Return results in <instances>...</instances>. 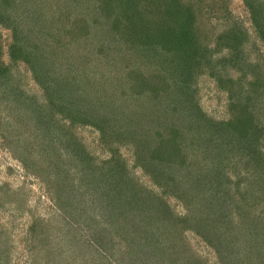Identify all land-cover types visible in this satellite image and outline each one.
Returning a JSON list of instances; mask_svg holds the SVG:
<instances>
[{
  "label": "rangeland",
  "instance_id": "obj_1",
  "mask_svg": "<svg viewBox=\"0 0 264 264\" xmlns=\"http://www.w3.org/2000/svg\"><path fill=\"white\" fill-rule=\"evenodd\" d=\"M219 1L192 2L197 14V26L209 45L213 46L214 38L224 23L234 22L232 19H235L249 34V40L243 47L247 62L257 56L258 63H264V42L251 37L256 32L243 1L224 0L223 5ZM74 12L82 15L79 16L83 21L79 27L82 25L87 28L85 31L87 37L91 36L88 40L91 44L83 43V32L75 28L78 24L71 23ZM57 17L55 15L50 21L56 20L53 21V27L49 28L48 43L38 41L35 32L30 34L28 39L32 41L29 45L38 46L35 61L33 59L30 63H26L23 58L19 61L10 58L8 51L13 40L12 29L0 25V61L8 68L5 77H10L4 80L5 83L0 88V264H142L140 260L146 259L151 264L154 262L151 257L132 260V245H141V240L137 238L140 233L137 231L132 235V208L120 204L122 202L115 197L120 195L118 185H112L109 189L110 193H114L113 198L109 196L94 201L92 196V189L101 190V186L95 187L96 181H109V168L100 167L110 165H121L124 171L134 175L137 184L156 190L145 173L140 168L133 167L135 147L132 146V133H129L131 129L127 127L132 128V123H136L137 118L132 120V92L122 90L123 85H120L122 81H132L133 73V82L139 81L136 77V73H139L140 81L144 83L148 74L143 65L134 67L133 50L122 42V32L118 31L114 37L107 38L108 24L104 21L105 17L100 14L96 17L84 15L76 8L65 12V18ZM21 18L14 20L19 26V32V29L25 28ZM95 30L100 40L94 39ZM95 45L105 47V50L97 51ZM125 51L127 55H124ZM104 52L110 55L107 56ZM221 55L231 57L227 49ZM115 56L121 58L115 59ZM34 62H37L35 67L41 68L38 72L31 66ZM65 65L66 69L60 70ZM237 67V70L232 67L224 70L226 77L236 79L235 88L237 83L242 84L240 79L247 86L249 70L243 64L245 72L241 73L242 68ZM48 70L51 83L59 77L60 80H69L68 92L82 100L70 103L72 114L83 115V111L87 110L90 123L78 120L73 124L65 118L67 109L55 101L65 97L61 92L62 86L55 90L51 87L54 84L51 85L52 90L54 89L51 94L36 78L37 74L41 72L39 75H43ZM149 79L153 80L152 77ZM193 86L195 89L190 97L196 107L195 113H198L205 129H210L211 133L209 138L196 129L186 131V142L192 148V155L203 157V161L195 165L196 170L209 161L204 153L206 150L203 151L205 142L207 144L212 138L217 143L220 141L217 135L225 136L218 125L230 116L227 109L228 92L223 89H228L230 85L217 82L216 78L206 72L196 78ZM151 93L153 94L152 91ZM32 103L37 104L35 109L30 107ZM43 107L55 117L51 121L55 124L53 132L60 133L57 131L61 125L60 128L68 132L67 136L71 140L63 154L59 152V157L55 155V151L59 150L57 134H47L43 127L35 130L32 124L33 118H41L45 113ZM33 121L35 122L34 119ZM109 133L114 134V138ZM105 135L110 137L111 142L105 139ZM73 147L77 150L81 148L82 151L79 152L76 163L81 164L83 160L78 158L83 157L91 165L99 167H86L84 171L70 158L72 165L68 163L66 157L74 158L73 155H76L71 151ZM219 150L221 156H226L222 159L223 164H219L226 168L228 176L224 177V181L228 178L235 198L240 199L242 208L239 209L249 212L251 216L254 213L262 214L263 221L264 201L258 197L260 192L257 179L243 169L245 159L233 157L224 146ZM181 183L178 185L181 186ZM260 189L264 190L262 186ZM180 190L178 188L179 192ZM255 196L257 199L252 201ZM182 201L171 197L167 199L172 210L179 216L187 215L188 218L177 226L179 232L172 229V235L180 233V238L176 241L180 247L171 257L166 252L161 253V257L165 258L163 264H170V261L171 264H221L220 255L236 259L229 264H256L259 258L254 257H261L260 264H264V241L262 240L263 244L256 240L250 241L260 236L253 238L254 230L248 228L245 220L232 223L233 230L229 233L212 238L217 241H214L218 246L217 250L193 229L194 211L185 209ZM207 210L210 212V209ZM200 226L206 230L211 229V225L205 221ZM126 228L131 231L129 234L125 233ZM156 264L162 263L160 261Z\"/></svg>",
  "mask_w": 264,
  "mask_h": 264
},
{
  "label": "trees",
  "instance_id": "obj_2",
  "mask_svg": "<svg viewBox=\"0 0 264 264\" xmlns=\"http://www.w3.org/2000/svg\"><path fill=\"white\" fill-rule=\"evenodd\" d=\"M188 1L0 0V25L12 29L13 40L8 53L14 61H19L20 58H23L26 63H30L33 59L35 61L38 46L36 44L29 45L32 41L28 39L30 34L35 32L38 41L41 40L43 44L48 43L49 28L53 27V21H56L50 22L51 19L55 15L65 18V12L76 8L84 15L89 14V16L96 17L100 14L105 17L104 21L108 24L107 38L114 37L118 31L122 32V42L133 50L134 67L140 66L139 64L144 66L143 68L148 74L144 83L140 81L139 73H136L139 81L133 82L135 77L133 73L132 81H122L120 85H123L121 86L122 90L132 92V120L134 117L137 118L136 123H132V128L127 127L131 129L129 133H132V146L135 147L133 149L135 166L133 167L140 168L156 190L146 185L137 184L134 175L124 171L121 165L120 167L111 165L100 167L102 169L109 168L107 179L109 181H96L95 187L99 185L101 190L92 189L94 201H100L109 196L113 198L114 193H110L109 189L112 185H118L120 195L115 197L122 202L120 204L132 208V235L138 231L140 235H137V238L141 240L139 247L132 245L133 261L139 260L140 257H151L154 264L160 261L163 264L165 258L161 257V253L166 252L167 256L171 257L173 252H176V249L180 247L176 242L180 238V233L172 235V229L175 228L179 232L177 226L188 216H179L172 210L173 208L167 202L170 197L178 201L183 200L182 204L185 209L194 211L195 225L193 229L217 250H219L215 243L217 241L212 238L225 235L226 232L229 233L231 229L233 230L232 223L239 220H245L248 228L254 230L253 238L260 236V238L250 239V241L256 240L261 244L264 241L262 214L254 213L251 216L249 212L240 210L242 208L240 199L235 198L236 195L228 178L224 181V177L228 176L225 173L226 168L220 166L223 164L222 159L226 156H221L219 153V148L224 146L229 149L233 157L238 156L240 159H245L243 169L247 174L250 173L257 179L260 192V196H258L259 193L257 196L264 201V190L260 189L261 186L264 188V63H258L257 56L254 60L247 62L243 55V47L249 40V34L243 25H240L235 19H232L234 22L224 23L223 28L214 38L215 43L210 46L209 41L202 35V30L197 26V14L192 4L196 0ZM242 1L254 26V32H256L251 37L264 42V0ZM223 2L224 0H220V5H223ZM74 13L71 16L73 19L71 23L78 24L75 28L83 32L82 35L85 37L83 43L91 44L88 41L91 36L87 37L86 35L87 28L82 25L79 27L83 22L79 17L82 15ZM17 17H22V23H24L25 28L19 29L21 32L18 31L19 26L14 21ZM93 35L94 39L100 40L96 30ZM95 46L97 51L105 50V47ZM224 49H227L231 54L230 58L221 55ZM1 50L0 42V52H2ZM124 53H126L124 55L128 54L126 51ZM118 57L115 56V59ZM109 58L113 59V57ZM243 64L245 69L249 70V72L247 71L249 73L247 86L243 85L245 82L240 79L242 84L237 83L235 88L236 79L226 77L224 70L226 71L228 67L237 70V66L242 68ZM36 65L37 62L31 63L35 72L41 70L40 67H35ZM64 69H66V65L60 68V70ZM7 70V66L0 61V88L5 83L4 80L10 78L9 76L5 77ZM48 72L49 70L43 72V75H39L40 72L36 78L40 85L51 94L56 87L62 86L61 92L65 94V97L57 98L55 101L67 109L65 118H68L73 124L78 120L90 123L86 114L87 110L83 111V115L72 114L73 108L71 109L70 103L82 100L68 92L69 80L64 78L60 80L61 77H59L51 83ZM206 72L212 78H216L217 82L230 85L228 89L223 88L228 92L227 109L230 116L218 125L225 136L217 135L220 140L217 143L225 144L219 145L212 138L208 140L207 144L205 142L203 151L206 150L204 153L209 157V161L195 170V165L199 164V161L202 162L203 157L192 155V148L187 146L186 131L196 129L201 135L205 133L207 137H211L210 129H205L204 122H201L198 113H195L196 107L192 104L190 97L195 89L193 85H195L196 78ZM243 72L245 71L242 68L241 73ZM150 77L153 78L152 81H150ZM53 84L54 86H51ZM50 86L54 89L52 90ZM36 105L32 103L30 107L35 109ZM38 108L40 109L39 105ZM43 109L45 113L41 118H33L36 123L32 119V124L35 130L43 127L47 134H57L56 138L59 143L57 149L59 150L55 151V155L59 157V152L61 151L63 154L71 140L67 136L68 132L60 128L61 125L57 131L61 134L53 132L55 130L52 128L55 127V124L52 122L55 117L50 110L44 107ZM93 109L99 111L96 107ZM165 133L168 134L165 136ZM113 135L109 133L111 138H114ZM109 136L105 135L104 137L108 142H111ZM23 143H25L24 140ZM71 151L76 153L73 155L74 158L66 157L71 165L70 159L76 166H81L84 171L86 167L94 169L99 167L91 165L83 157L78 158L80 161L83 160L81 164L76 163V158L80 156L79 152L82 153L81 148L77 150L73 147ZM179 183L181 186L178 185ZM178 188H181V192L178 191ZM257 196L253 197L252 201L257 199ZM207 209H210V212ZM202 221L209 223L211 229L206 230L200 226ZM124 230L128 234L131 232L128 228ZM252 242L248 241V243ZM218 244L221 247L220 242ZM222 256L220 255L221 264H229L236 260L232 257ZM254 258H259L256 264L262 262L260 261L261 257ZM140 262L149 264L150 260H140Z\"/></svg>",
  "mask_w": 264,
  "mask_h": 264
}]
</instances>
